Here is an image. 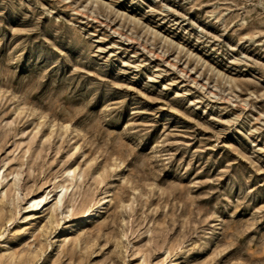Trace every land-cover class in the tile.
Returning a JSON list of instances; mask_svg holds the SVG:
<instances>
[{"label":"rangeland","instance_id":"obj_1","mask_svg":"<svg viewBox=\"0 0 264 264\" xmlns=\"http://www.w3.org/2000/svg\"><path fill=\"white\" fill-rule=\"evenodd\" d=\"M0 264H264V0H0Z\"/></svg>","mask_w":264,"mask_h":264},{"label":"bare ground","instance_id":"obj_2","mask_svg":"<svg viewBox=\"0 0 264 264\" xmlns=\"http://www.w3.org/2000/svg\"><path fill=\"white\" fill-rule=\"evenodd\" d=\"M62 187H63V186H62ZM63 188H64V187H63ZM62 190H63V189H62ZM37 201H38V200H37ZM32 202H33V200H32ZM33 203H34L33 206H34V207H37L39 202H36L35 199H34V202H33ZM40 203H41V202H40ZM31 206H32V205H31ZM33 206H32V207H33ZM96 206H97V205H96ZM95 208H96V207H95ZM36 209H37V208H36ZM93 210H94V209H93ZM99 211H100V210L98 209V207L95 209V211H92V212L89 211L90 213H89L88 211H86V212H88V213L86 214V217H84V220H85V219H88V218L90 219V217L95 216V214L98 213ZM93 212H95L94 215H91V214H93ZM82 219H83V218H82ZM84 220H83V221H84ZM84 222H85V221H84ZM80 223H81V222H80ZM80 223H79V224H80ZM82 224H83V223H82ZM85 225H86V224H85Z\"/></svg>","mask_w":264,"mask_h":264}]
</instances>
